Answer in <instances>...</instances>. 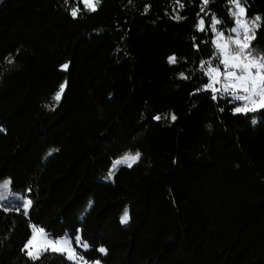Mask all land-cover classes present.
<instances>
[{
	"label": "trees",
	"instance_id": "obj_1",
	"mask_svg": "<svg viewBox=\"0 0 264 264\" xmlns=\"http://www.w3.org/2000/svg\"><path fill=\"white\" fill-rule=\"evenodd\" d=\"M241 6L250 26L260 17L250 50L264 57V0ZM230 10L231 0H99L95 11L0 0V181L31 200L27 215L0 205V264H74L29 257L31 226L79 235L87 264H264V109L213 99L201 68L219 64L210 22L229 37Z\"/></svg>",
	"mask_w": 264,
	"mask_h": 264
},
{
	"label": "snow or ice",
	"instance_id": "obj_2",
	"mask_svg": "<svg viewBox=\"0 0 264 264\" xmlns=\"http://www.w3.org/2000/svg\"><path fill=\"white\" fill-rule=\"evenodd\" d=\"M231 2L238 10L232 13L233 16L237 17V27L231 30L236 34L234 38L232 36L226 38L223 32L217 30L216 26L220 24L221 21L212 19L210 22L211 31L216 33V40L212 41V43L216 47L217 52L215 58L219 61V64L215 67L212 66L211 61L201 64L202 69H204L207 64L205 74L209 75L212 80V83L208 84L206 89L210 88L212 90V98L215 99V93L220 91V89H216L213 85L220 83L219 77L222 76L224 80L223 92H230L233 100L244 102L242 107L235 108L236 113L264 109V57L258 58L254 56L250 50V42L252 39H255V28L260 27V25L256 23V21L260 20V17H256L255 20L251 22L250 26L246 21L241 19L246 14L245 8L241 6V0H231ZM83 3L86 8L95 11L96 4L99 3V0H83ZM177 3H179V0H177ZM207 3L208 0H203L204 5H207ZM183 6V4H180L181 8H183ZM201 11H204L203 7ZM78 12L79 8H73L71 14L73 17H76ZM176 18L179 19L180 17L177 15ZM241 29L243 30L242 32ZM198 30L205 31L203 18L199 21ZM169 63H176L175 56L169 58ZM219 65H223V72H221ZM63 67L67 69L68 66L64 65ZM181 76L184 78L183 74H181ZM64 87L65 86L62 85L60 92L55 96L56 101L61 99ZM155 119H160V117L157 116ZM172 119L175 120L176 117L173 115ZM253 123H255V121H253ZM139 158L140 154L136 153L135 155L126 156L122 160L116 161V164H126L128 167H131ZM9 183V181H5L0 185V188L7 190ZM30 206L31 200H25L23 204L25 215H27ZM128 221L129 215L127 211H125L121 222L127 224ZM37 233L39 235H37ZM75 242L81 244V237L79 235L75 237ZM33 246H35V252L31 250ZM81 246L85 250L89 248L86 242L82 243ZM25 250H27V254L33 259H37L41 251L51 250L66 254L68 259L76 261V264H87V261H85L82 256L76 254L75 249L72 248L71 240L50 239L43 229L34 228L32 238L25 244ZM98 251L104 254L107 253V249L103 247L99 248ZM96 264H99V262L97 261Z\"/></svg>",
	"mask_w": 264,
	"mask_h": 264
},
{
	"label": "rangeland",
	"instance_id": "obj_3",
	"mask_svg": "<svg viewBox=\"0 0 264 264\" xmlns=\"http://www.w3.org/2000/svg\"><path fill=\"white\" fill-rule=\"evenodd\" d=\"M82 3H83V0H80ZM84 4V3H83ZM84 6H85V4H84ZM88 9V8H87ZM89 10V9H88ZM91 11V10H90ZM231 14L233 13V12H235V11H238L236 8H235V5L231 2ZM233 18H234V20H235V23H234V26L231 28V30L233 29V28H235V27H237V24H236V19H237V17H235V16H233ZM241 19H243L244 20V17H242ZM245 21V20H244ZM243 30L241 29V32H242ZM235 33H233L232 31H231V35L230 36H232L233 38L235 37ZM221 70V72H223V65H222V68L220 69ZM213 75H215V74H213ZM211 79V78H210ZM219 79H220V83H216V84H214L213 85V87H215L216 89H220V91H217V92H219V93H221V94H228V96H230L231 98H232V100H233V97H232V95L230 94V92L229 93H225V92H223V84H224V80H223V77L221 76V77H219ZM211 83H212V80H211ZM218 87H217V86ZM231 91V90H230ZM234 102H236L237 103V106L236 107H242L243 106V104H244V102L243 101H239V100H233ZM235 107V108H236ZM259 110V109H258ZM248 112H251V111H248ZM236 113V112H235ZM240 113H246V112H240ZM131 155H135V154H126V155H123V156H121V157H119V158H117L114 162H113V164L109 167V169H108V171H106L105 173H104V175L102 176V177H99V180H101V181H108V179L110 178V173L116 168V167H118V166H120V165H126V164H116V161H119V160H122L123 158H125L126 156H131ZM133 165V164H132ZM127 166V165H126ZM5 181H9L8 179H5V180H1L0 181V185H2ZM10 182V181H9ZM0 197H2V198H0V205H9V206H11V207H15V206H18V207H21L22 209H23V204H24V201L25 200H29L28 198H26V197H24V196H22L21 194H18V193H14V192H12L11 191V189H10V183H9V187H8V189L7 190H5V189H3V188H0ZM29 209H30V207H29ZM29 209H28V211H29ZM24 210V209H23ZM27 211V212H28ZM124 224V223H123ZM34 228L35 229H39V228H36L35 226H31V235H30V237H29V239H31L32 238V236H33V230H34ZM37 235H39L38 233H37ZM76 237V236H75ZM75 237H73V238H71V237H69V236H64V237H62V238H58V239H69V240H71L72 241V248L73 249H75V252H76V254L78 255V256H80L79 254H78V252H77V250L76 249H79V250H85L81 245H82V243H84V242H82L81 241V244H77L76 242H75ZM28 239V240H29ZM53 240H56V239H53ZM27 243V242H26ZM25 243V244H26ZM24 250H25V246H24ZM32 251H36V249H35V246H33L32 247V249H31ZM26 251V253H27V250H25ZM47 251H51V250H47ZM44 252H46V251H41L40 252V254H39V256L42 254V253H44ZM52 252H54V251H52ZM56 253H60V252H56ZM60 254H63V253H60ZM28 255V254H27ZM65 256H66V258L68 259V257H67V255L66 254H64ZM29 256V255H28ZM38 256V257H39ZM30 257V256H29ZM68 260H70V259H68ZM71 262H73L74 264H76V261H74V260H70Z\"/></svg>",
	"mask_w": 264,
	"mask_h": 264
}]
</instances>
